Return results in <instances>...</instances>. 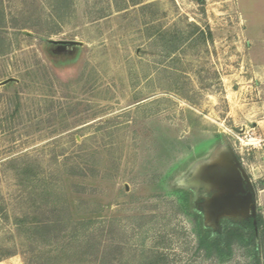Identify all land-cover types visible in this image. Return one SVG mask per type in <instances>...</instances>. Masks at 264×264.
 <instances>
[{
  "label": "rangeland",
  "instance_id": "374dc122",
  "mask_svg": "<svg viewBox=\"0 0 264 264\" xmlns=\"http://www.w3.org/2000/svg\"><path fill=\"white\" fill-rule=\"evenodd\" d=\"M264 0H0V264H264ZM264 33V31H263Z\"/></svg>",
  "mask_w": 264,
  "mask_h": 264
},
{
  "label": "trees",
  "instance_id": "16d2710c",
  "mask_svg": "<svg viewBox=\"0 0 264 264\" xmlns=\"http://www.w3.org/2000/svg\"><path fill=\"white\" fill-rule=\"evenodd\" d=\"M231 238L249 239L256 243L259 260L264 258V217L258 213L245 222H229L212 236L216 244L231 240Z\"/></svg>",
  "mask_w": 264,
  "mask_h": 264
},
{
  "label": "crops",
  "instance_id": "0c3cea01",
  "mask_svg": "<svg viewBox=\"0 0 264 264\" xmlns=\"http://www.w3.org/2000/svg\"><path fill=\"white\" fill-rule=\"evenodd\" d=\"M259 30L262 32V39H263V41H264V33H263V31H264V24H260L259 25ZM264 46V45H263ZM263 71H264V65H263Z\"/></svg>",
  "mask_w": 264,
  "mask_h": 264
}]
</instances>
